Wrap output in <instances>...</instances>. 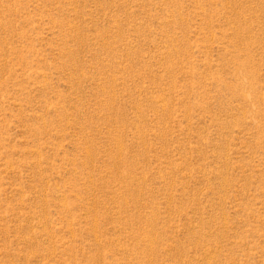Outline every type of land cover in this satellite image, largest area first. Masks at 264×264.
<instances>
[{
  "label": "rangeland",
  "instance_id": "rangeland-1",
  "mask_svg": "<svg viewBox=\"0 0 264 264\" xmlns=\"http://www.w3.org/2000/svg\"><path fill=\"white\" fill-rule=\"evenodd\" d=\"M0 264H264V0H0Z\"/></svg>",
  "mask_w": 264,
  "mask_h": 264
}]
</instances>
